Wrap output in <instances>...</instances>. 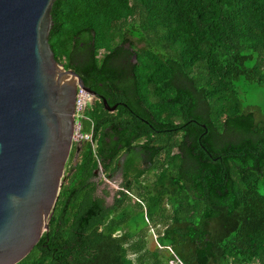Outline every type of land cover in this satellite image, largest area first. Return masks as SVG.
Masks as SVG:
<instances>
[{
	"label": "trees",
	"instance_id": "1",
	"mask_svg": "<svg viewBox=\"0 0 264 264\" xmlns=\"http://www.w3.org/2000/svg\"><path fill=\"white\" fill-rule=\"evenodd\" d=\"M54 16V58L96 96L92 141L14 264H264V0H58ZM114 125L125 150L145 136L150 173L125 169L105 203L91 177L115 168Z\"/></svg>",
	"mask_w": 264,
	"mask_h": 264
},
{
	"label": "water",
	"instance_id": "2",
	"mask_svg": "<svg viewBox=\"0 0 264 264\" xmlns=\"http://www.w3.org/2000/svg\"><path fill=\"white\" fill-rule=\"evenodd\" d=\"M57 1L0 0V264L19 261L46 230L72 146L76 86L94 94L53 56Z\"/></svg>",
	"mask_w": 264,
	"mask_h": 264
},
{
	"label": "flooded vegetation",
	"instance_id": "3",
	"mask_svg": "<svg viewBox=\"0 0 264 264\" xmlns=\"http://www.w3.org/2000/svg\"><path fill=\"white\" fill-rule=\"evenodd\" d=\"M96 98L95 94H93V98L91 102ZM102 99V98H101ZM102 101V100H101ZM116 106V104H115ZM115 108V107H114ZM109 109V110H114ZM121 131V127L118 125H114L111 128V140L113 148L115 149L116 156H115V168L107 171L104 169L103 166L98 165L96 168L93 169L94 175L91 177L92 180L95 181V190L105 193V189H109L110 195L113 194H120L122 192H128L130 189L126 187L127 180L123 177V173L126 170L129 172H138L141 171L139 177L142 178L145 175H148L149 163L145 159V155L140 147H133L132 144L135 142L136 144L142 143L146 138L145 136L141 135L136 140L131 141L129 149L125 150V146H123V142L119 140L118 133ZM91 138L89 140L80 141L77 144H72L67 159L64 164L63 168V182L66 180V176L68 175L69 171L72 169V166L76 163L78 159L79 150L87 143H91ZM106 179L107 182L111 181V188L109 186H105L107 188H99L98 185H103L100 180ZM96 193V192H95ZM130 193V192H129Z\"/></svg>",
	"mask_w": 264,
	"mask_h": 264
},
{
	"label": "built area",
	"instance_id": "4",
	"mask_svg": "<svg viewBox=\"0 0 264 264\" xmlns=\"http://www.w3.org/2000/svg\"><path fill=\"white\" fill-rule=\"evenodd\" d=\"M93 94L86 90L84 87L77 85L74 96V109H73V123L71 142L77 144L83 140H89L91 138L90 131L82 130V117L85 109L91 102Z\"/></svg>",
	"mask_w": 264,
	"mask_h": 264
},
{
	"label": "rangeland",
	"instance_id": "5",
	"mask_svg": "<svg viewBox=\"0 0 264 264\" xmlns=\"http://www.w3.org/2000/svg\"><path fill=\"white\" fill-rule=\"evenodd\" d=\"M254 97H257L256 95L257 94H253ZM100 182L103 183V185H98V189L101 187V188H107L105 186H109V188H111V181L107 182L106 179L104 180H100ZM97 195L101 196L103 199H104V202L105 203H108L110 202L111 200V197L112 195H110V192H109V189H105V193L104 192H100L98 190L95 191ZM154 236H155V231L154 229L152 228L151 231L147 234V237H146V244L148 247H153L155 245V241H154Z\"/></svg>",
	"mask_w": 264,
	"mask_h": 264
}]
</instances>
